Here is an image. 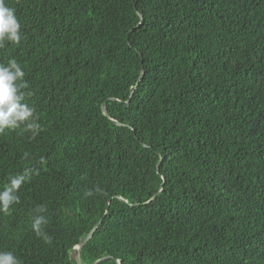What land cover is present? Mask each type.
Returning <instances> with one entry per match:
<instances>
[{
    "label": "trees",
    "instance_id": "obj_1",
    "mask_svg": "<svg viewBox=\"0 0 264 264\" xmlns=\"http://www.w3.org/2000/svg\"><path fill=\"white\" fill-rule=\"evenodd\" d=\"M6 3L41 130L0 135V251L76 264L101 221L80 264H264V0Z\"/></svg>",
    "mask_w": 264,
    "mask_h": 264
},
{
    "label": "clouds",
    "instance_id": "obj_2",
    "mask_svg": "<svg viewBox=\"0 0 264 264\" xmlns=\"http://www.w3.org/2000/svg\"><path fill=\"white\" fill-rule=\"evenodd\" d=\"M22 38L21 23L16 15V9L10 7L6 0H0V49L6 48L8 43L19 45ZM25 75V71L15 58H10L7 64L0 63V135L20 129L21 133L31 132L35 137L41 130L35 109L24 102L23 90L28 87ZM29 172L30 169H25L21 174L9 176L8 183L0 189V213L11 214V206L20 203L19 192L30 180ZM86 195L92 193L88 192ZM37 211L43 213L46 209L41 206ZM47 223L43 215H37L31 227L44 243L51 244L52 237L42 227ZM0 264H22V261L12 251H0Z\"/></svg>",
    "mask_w": 264,
    "mask_h": 264
},
{
    "label": "water",
    "instance_id": "obj_3",
    "mask_svg": "<svg viewBox=\"0 0 264 264\" xmlns=\"http://www.w3.org/2000/svg\"><path fill=\"white\" fill-rule=\"evenodd\" d=\"M142 69H140V76H142ZM131 96H132V93H130V95H129V98H131ZM110 101H114L113 99H110ZM125 104V106H127L128 105V102H126V103H124ZM101 111H102V113H103V115L105 116V117H107V113H106V110H105V103L102 105V107H101ZM111 121V120H110ZM114 125H116V126H120V124H118V123H116V122H113V121H111ZM159 165H160V161L157 163V165H156V170H158V167H159ZM156 197V195L155 196H153V198L152 199H154ZM151 199V200H152ZM100 222L101 221H99L95 226H94V228L91 230V232L77 245V247H76V258H75V260H76V264H80L79 263V254H80V252H81V250L83 249V247L85 246V244L91 239V237H92V235H93V233H94V231L100 226ZM106 259H108V257H106V258H102V259H100V260H98V261H95L94 263H92V264H98L99 262H101V261H104V260H106ZM116 263L118 264V262L116 261Z\"/></svg>",
    "mask_w": 264,
    "mask_h": 264
}]
</instances>
